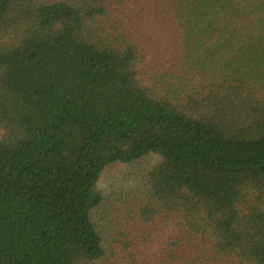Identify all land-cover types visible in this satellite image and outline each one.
Segmentation results:
<instances>
[{"label":"trees","instance_id":"1","mask_svg":"<svg viewBox=\"0 0 264 264\" xmlns=\"http://www.w3.org/2000/svg\"><path fill=\"white\" fill-rule=\"evenodd\" d=\"M135 1L0 0V264H264V0Z\"/></svg>","mask_w":264,"mask_h":264},{"label":"rangeland","instance_id":"2","mask_svg":"<svg viewBox=\"0 0 264 264\" xmlns=\"http://www.w3.org/2000/svg\"><path fill=\"white\" fill-rule=\"evenodd\" d=\"M135 3L138 14L145 15L147 26L155 27L157 22L164 23L163 19H156L155 0H136ZM147 14L151 15L147 18ZM160 160L159 154L150 153L140 160L109 164L103 169L95 185L103 201L92 211V220L98 230H111L114 227L116 210L128 200H135L145 190V170Z\"/></svg>","mask_w":264,"mask_h":264}]
</instances>
